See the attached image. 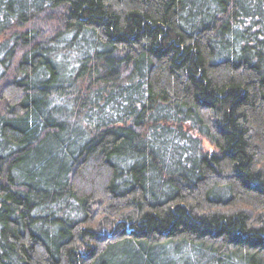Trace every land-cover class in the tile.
Returning <instances> with one entry per match:
<instances>
[{"label": "trees", "instance_id": "obj_1", "mask_svg": "<svg viewBox=\"0 0 264 264\" xmlns=\"http://www.w3.org/2000/svg\"><path fill=\"white\" fill-rule=\"evenodd\" d=\"M0 264H264V0H0Z\"/></svg>", "mask_w": 264, "mask_h": 264}, {"label": "rangeland", "instance_id": "obj_2", "mask_svg": "<svg viewBox=\"0 0 264 264\" xmlns=\"http://www.w3.org/2000/svg\"><path fill=\"white\" fill-rule=\"evenodd\" d=\"M202 150L205 152H211L213 150V146L205 139H201Z\"/></svg>", "mask_w": 264, "mask_h": 264}]
</instances>
